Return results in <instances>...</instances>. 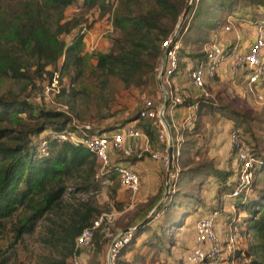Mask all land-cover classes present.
Listing matches in <instances>:
<instances>
[{
	"label": "trees",
	"instance_id": "16d2710c",
	"mask_svg": "<svg viewBox=\"0 0 264 264\" xmlns=\"http://www.w3.org/2000/svg\"><path fill=\"white\" fill-rule=\"evenodd\" d=\"M80 1L83 13L67 19L66 10L77 0H1L0 84L10 82L22 85L20 92L15 93L8 88L0 94V229H5L7 222L15 216L17 218L12 224L14 238L10 249L22 240L23 235L32 234L38 222L60 210L68 181H77L79 191H91L98 182L100 168L96 157L82 144L58 137L75 135L82 138L81 125L70 116L48 107L45 103L47 99L36 102L30 92L26 93L27 90L35 88L34 83L42 81L44 75L49 80L53 79L59 61L60 75L69 76L72 84L77 83L84 77L86 60L91 56L96 59L92 73L100 75L104 88L110 79L120 81L127 88L141 87L146 77L158 66L163 54L161 46L171 37L182 8L175 0ZM212 1L219 9L230 14L238 8L239 3L244 5V1L249 6L255 5L258 10L253 11L249 20L256 26H264V2L261 0H198L197 24L183 25L182 36L176 38L177 42H182L184 34L185 42L191 35L200 37L204 34L202 18L208 11V3ZM95 9L99 10L100 17L106 15L116 37L111 39L107 53L87 54L84 52L85 34L82 30L69 43L62 37L82 29V23L86 22L83 18ZM177 56L179 61L180 57H185L197 61L196 64L206 59L202 50L189 54L182 47H179ZM48 67H52V70L48 71ZM62 94H65L64 90ZM194 103L198 104L197 118L189 134H195V130L204 127L203 117L206 116H211L214 123L220 118L227 119L238 129V124L245 119L239 111L228 106H217L204 96L195 100L188 98L182 107ZM137 117L138 114L132 121ZM117 128L94 130L104 134L119 131ZM250 148V154L256 160L252 169L253 183L248 193L243 192L233 200V208L237 209L238 215L231 223L234 229H241L240 233L248 234L252 241L246 249H237L229 257L245 259L248 264H264V185L261 184L264 182V153L254 145ZM116 166L112 165L104 176L105 184L117 178ZM199 170L201 172L196 174L199 186L203 185L205 178H214L218 194L226 196L235 190V169H232V164L231 171L213 167L212 164ZM181 198L178 205L163 212L158 232L148 228L144 230V226L140 232L134 233L131 241L120 251L116 264H125L120 256L132 252L136 240L146 231L152 234L151 238H146L149 242L146 246L154 251L165 249L169 241L167 237L179 232L185 220L194 217L200 206L201 200L194 195L183 193ZM95 214H98L97 210L86 204L73 209L70 226L63 227L62 235L59 234L61 242L68 244L67 255L82 257L83 250L75 249L76 240L84 229L93 226ZM241 214L240 222H236ZM55 235L53 233L51 239ZM95 238L94 235L92 246ZM7 263L8 258L0 252V264Z\"/></svg>",
	"mask_w": 264,
	"mask_h": 264
},
{
	"label": "rangeland",
	"instance_id": "374dc122",
	"mask_svg": "<svg viewBox=\"0 0 264 264\" xmlns=\"http://www.w3.org/2000/svg\"><path fill=\"white\" fill-rule=\"evenodd\" d=\"M175 1L182 8L178 21L173 27L171 37L176 34L179 38L182 36L181 27L183 25L197 24L195 17H197L200 4L198 0ZM261 1L264 2V0ZM245 2L244 5L239 3L238 8L233 10L232 14L224 9H219L213 1L208 3V11L202 18L203 26L201 28L204 30V34L200 37H192L191 35L186 42L184 40L186 34H184V38H181L183 45L181 46L179 42L180 47L184 48L186 53L191 54L203 51L213 34H217L219 39L220 37L234 36L235 34H225L222 31L224 18L227 15H232L237 18L234 26L242 36L237 45L239 53H242L255 38L256 24L251 23L249 19L253 11L258 10L257 6H249ZM80 4L81 1L77 0L74 5L66 10L65 17L70 19L75 15L82 14L83 9ZM83 19L86 22L82 23V29L76 30L73 35L63 36L62 40L69 43L74 36L81 34L82 30V33L85 34L83 40L85 53H107L111 47V39L116 37V34L111 30L109 19L106 15L100 17L98 9L91 11ZM233 49L235 46L231 47V50ZM196 63L198 62L193 59L180 57L179 61L178 58V68L171 82L181 86L183 99L195 100L204 96V98L218 104L217 106H228L239 111L245 118L240 125L237 123V127L243 132L242 141L249 148V151L251 145H254L256 149H261L264 153V105L256 102L251 95L256 92L255 85L251 87V92L248 91V74L243 73L241 79H232L231 77L225 80L219 79L220 77L223 78L225 74L229 76L231 62L225 61L218 69V77L206 79L205 88L199 90L188 81L190 68ZM95 65V57H88L84 77L72 84L69 76L60 75L61 61H59L55 71L56 80H49L44 75V79L42 81L37 80L34 83L35 88L30 87L26 93L30 92L34 97L37 93L47 92L50 96L45 102L48 107L51 106L58 112L70 116L79 125H94L97 130H108L118 126L119 131L127 127L137 126L149 135V141L153 148L162 150V147H158L159 143L155 141L154 136L149 133L147 122L140 121L138 118L132 121V118L138 114V104L142 97L150 96L156 104L162 103V99L157 94L158 82L154 72L146 77L145 83L139 88L124 87L120 81L115 79H110L104 88L100 75L92 73V68ZM47 70H52V67H48ZM70 75H74V73ZM8 88L17 93L22 89V85L3 82L0 84V94ZM259 89L264 94V81ZM62 90L65 91L64 95ZM178 119H181V115L175 112H173L171 119L169 118L171 123L176 124V128L169 133V136L175 145V152L179 153L173 165L169 164L168 167H163L154 163L150 156L145 154L139 157L140 150L130 158L113 157L114 165L125 166L137 173L140 184L136 192L121 188L117 178L105 184L103 182L104 177L98 175V182L88 192L79 191L77 181L70 180L67 183L68 189L63 197L60 210L38 222L34 232L23 235L22 240L13 249H10L9 246L14 238L12 224L17 218L15 216L8 221L6 228L0 229V252L8 258L7 264H74L73 257L67 255L68 244L61 242L59 234L64 231L63 227L68 228L70 226L68 224H70L73 209L79 208L82 204L95 208L98 214H95L92 220L93 236L96 237L93 246L83 250L82 257L78 258V262L82 264H106L107 251L122 231L135 228L134 233H136L146 226L144 230L148 228L152 232L153 230L158 232L162 224L163 212L166 209H171L173 205H178L183 193L198 197L201 200L200 206L194 217L185 220V225L179 232L167 237L169 241L166 243L165 249L154 251L146 246L149 244L146 238L152 236L150 232L146 231L140 239L136 240L134 250L120 256V259L125 264H182L185 253L196 244V223L220 209L219 217L215 219L217 222L215 233L220 240L219 264H248L245 259L226 257L230 249L232 250L231 254H233L237 249H246L252 241L248 234L240 233L239 227L234 229L232 226V219L238 215L237 209L233 208V200L224 196L225 194L217 193L216 179L205 178L203 185L199 186L196 175L197 172H201L200 168L208 164L230 171L231 164L232 169L237 167L233 156L231 157L229 139V132L234 127L233 123L230 121L227 123L228 129H223L222 124L217 122H223L227 119L221 120L220 118L214 123L211 116H206L203 117L204 127L195 130V134H189L193 125L182 126ZM111 133L113 132H106L104 135L109 136ZM160 145L163 146L164 144ZM261 184L264 185V182L262 181ZM242 217L243 214L238 216L236 222H240ZM53 233L56 235L51 239ZM49 238L51 240L48 242ZM230 238L233 240V247H230Z\"/></svg>",
	"mask_w": 264,
	"mask_h": 264
},
{
	"label": "built area",
	"instance_id": "2783aa9c",
	"mask_svg": "<svg viewBox=\"0 0 264 264\" xmlns=\"http://www.w3.org/2000/svg\"><path fill=\"white\" fill-rule=\"evenodd\" d=\"M237 18L232 15H227L224 18L223 33L235 34V49L231 50L232 46L223 47L217 34H213L211 40L205 45L203 52L206 54L204 62L193 64L190 68L188 78L189 83L196 89L203 90L205 88V80L212 79L216 76L220 65L225 61H230L229 75L232 79H241L243 73L248 74L247 87L251 92L252 86H256V92L253 96L256 102L264 105V94L259 90L264 81V26L259 24L256 26L255 39L245 52H240L238 42L242 36L237 32L234 22ZM176 34L170 37L162 44V57L159 60L158 66L154 70L157 79V94L162 99L161 104H156L150 96L141 98L138 106V119L147 122L148 130L154 139L159 144H164L162 150L152 147L149 141V135L137 126L127 127L122 131H115L109 136L100 134L94 130V126L83 124L80 130L83 132L82 138H77L75 135L58 136L61 140L67 138L74 143L82 144L89 153L94 155L100 164L98 175L104 177L109 168L114 165L113 157L130 158L137 154L140 150L139 157L143 154L150 156L154 163H158L163 167L173 165L176 162V157L179 153L175 152L174 143L170 144L169 133L176 128L175 123H171L173 112L182 107L184 99L182 96V88L176 83L172 84L171 79L178 68L177 52L180 47L176 41ZM56 80L57 75L54 76ZM57 82V81H56ZM54 86V85H52ZM47 92L43 94L37 93L33 99L36 102L41 99H49ZM185 108V114L181 120L182 126H191L197 118L198 104ZM231 155L234 158L235 165V190L226 195L231 200H235L243 192L248 193L253 183L252 169L256 164V160L250 154L249 148L244 144L241 138V132L238 128L233 127L229 132ZM172 147V159L170 163L169 148ZM117 180L121 188L136 192L139 188L140 180L136 172L133 170L117 165ZM217 213L214 212L205 218L200 219L195 226L196 244L194 247L185 253L182 258V264H219V245L220 240L215 233ZM97 223V222H95ZM94 223V224H95ZM94 226L84 229L77 237L75 249L85 250L92 246ZM135 228L122 231L110 245L107 255L106 264H116L120 251L133 238ZM230 240V247H233V240ZM230 249V248H229ZM231 249L226 257L231 255ZM74 264H82L78 262V256H73Z\"/></svg>",
	"mask_w": 264,
	"mask_h": 264
},
{
	"label": "crops",
	"instance_id": "0c3cea01",
	"mask_svg": "<svg viewBox=\"0 0 264 264\" xmlns=\"http://www.w3.org/2000/svg\"><path fill=\"white\" fill-rule=\"evenodd\" d=\"M254 41V39L251 41V43ZM219 42H220V44L222 45V46H224V47H227V46H232L234 43H235V39H234V36H227V37H220V39H219ZM250 43V44H251ZM250 44H248L246 47H245V49L243 50V52H245L247 49H248V47L250 46ZM219 71V70H218ZM230 77V75L228 76V75H226L225 74V76L223 77V78H219V79H221V80H225V79H227V78H229ZM175 113H179V115H181V119H178V121L180 122L182 119H183V116H184V114H185V108H183V107H179V108H177L175 111H174ZM222 120V119H221ZM224 122V123H223ZM219 121L218 123L219 124H222V126H223V129H228V125H227V123H229L230 121H227V120H225V121ZM218 125V124H217ZM226 133V132H225ZM227 138H228V134H227ZM158 147H162L160 144L158 145ZM156 149H158V148H156ZM227 170V169H226ZM217 217H219V214L217 213ZM219 219V218H218ZM216 224H217V222H216ZM224 256V255H223ZM220 264H222V263H220Z\"/></svg>",
	"mask_w": 264,
	"mask_h": 264
},
{
	"label": "water",
	"instance_id": "95a60500",
	"mask_svg": "<svg viewBox=\"0 0 264 264\" xmlns=\"http://www.w3.org/2000/svg\"><path fill=\"white\" fill-rule=\"evenodd\" d=\"M188 12V11H187ZM186 12V13H187ZM170 144H172V139L170 137ZM169 156H170V163H171V159H172V147L169 148ZM125 231H128V230H125Z\"/></svg>",
	"mask_w": 264,
	"mask_h": 264
}]
</instances>
